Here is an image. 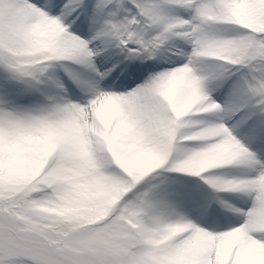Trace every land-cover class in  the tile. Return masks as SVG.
<instances>
[{"label": "snow or ice", "instance_id": "6c2138e0", "mask_svg": "<svg viewBox=\"0 0 264 264\" xmlns=\"http://www.w3.org/2000/svg\"><path fill=\"white\" fill-rule=\"evenodd\" d=\"M0 264H264V0H0Z\"/></svg>", "mask_w": 264, "mask_h": 264}]
</instances>
